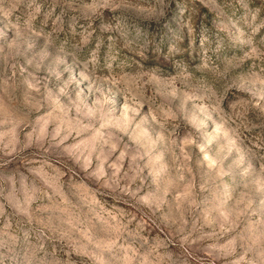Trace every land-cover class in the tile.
Segmentation results:
<instances>
[{
  "label": "rangeland",
  "instance_id": "rangeland-1",
  "mask_svg": "<svg viewBox=\"0 0 264 264\" xmlns=\"http://www.w3.org/2000/svg\"><path fill=\"white\" fill-rule=\"evenodd\" d=\"M0 264H264V0H0Z\"/></svg>",
  "mask_w": 264,
  "mask_h": 264
}]
</instances>
